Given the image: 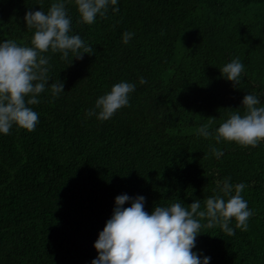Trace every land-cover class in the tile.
<instances>
[{
  "label": "trees",
  "instance_id": "16d2710c",
  "mask_svg": "<svg viewBox=\"0 0 264 264\" xmlns=\"http://www.w3.org/2000/svg\"><path fill=\"white\" fill-rule=\"evenodd\" d=\"M51 2L0 0V40L29 44L25 12H47ZM118 7L88 25L67 0L72 33L91 54L71 62L73 53H46L49 76L64 91L41 93L30 106L39 116L33 131L14 125L0 134V264H90L116 195H144L146 211L177 199L203 207L223 178L246 185L248 227L232 220L228 235L202 226L196 248L210 264H264V140L222 141L215 158V141L195 134L243 113L247 92L264 104V0H118ZM125 30L134 33L126 45ZM234 57L245 66L238 84L219 71ZM121 80L136 84L129 106L108 120L86 118Z\"/></svg>",
  "mask_w": 264,
  "mask_h": 264
},
{
  "label": "clouds",
  "instance_id": "9594fccd",
  "mask_svg": "<svg viewBox=\"0 0 264 264\" xmlns=\"http://www.w3.org/2000/svg\"><path fill=\"white\" fill-rule=\"evenodd\" d=\"M67 0H52L47 12L28 10L24 20L32 33L29 44L13 39L0 40V134H9L12 127L33 131L39 121L38 113L30 107L40 103V94L46 91L55 98L64 91L61 80H51L50 55L60 53L61 59H81L84 53L91 54L89 46L79 34H73L72 17L66 8ZM80 20L88 25L104 18L111 7L119 11L118 0H72ZM134 33L125 30L121 43L128 44ZM70 62V63H71ZM69 63V64H70ZM219 71L224 79L238 84L245 66L239 57L224 63ZM138 83H147L143 76ZM136 84L121 80L111 85L110 90L99 95L94 106L85 110V116L108 120L115 112L130 104V93ZM243 113L232 111L215 128L208 123L195 129L198 137L211 138L210 154L219 158L223 150L216 145L222 141L235 142L240 146L256 147L264 140V104L260 97L247 92L241 100ZM246 185L232 184L230 178L217 181V194L207 197L203 207L199 199L185 207L177 199L167 204H157L151 211L145 210V196L127 193L116 195L111 215L93 242L97 255L90 264H210L211 257L196 248L201 227L218 226L228 235L234 234L230 226L246 230L248 219L253 214L248 202L241 195ZM128 206L125 207V203ZM202 221L205 223L202 225Z\"/></svg>",
  "mask_w": 264,
  "mask_h": 264
}]
</instances>
